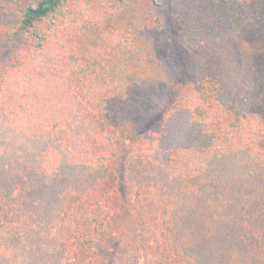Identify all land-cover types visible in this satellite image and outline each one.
<instances>
[{
	"label": "trees",
	"instance_id": "1",
	"mask_svg": "<svg viewBox=\"0 0 264 264\" xmlns=\"http://www.w3.org/2000/svg\"><path fill=\"white\" fill-rule=\"evenodd\" d=\"M188 2L193 79L133 140L127 198L116 130L76 82L83 34L126 0H0V264H264L259 74L240 88L230 53L264 37V0Z\"/></svg>",
	"mask_w": 264,
	"mask_h": 264
},
{
	"label": "rangeland",
	"instance_id": "2",
	"mask_svg": "<svg viewBox=\"0 0 264 264\" xmlns=\"http://www.w3.org/2000/svg\"><path fill=\"white\" fill-rule=\"evenodd\" d=\"M9 1L11 13L31 0ZM189 16L188 0H126L120 14L88 29L81 38L76 82L116 130V165L120 189L127 198L134 187L121 171L127 166L133 140L163 117V101L168 102L193 79L189 71L198 54L188 50L179 36ZM258 30L264 34V24ZM232 48L236 81L243 88L246 74L257 72L250 96L264 107V37L252 31ZM175 67L181 70L175 72L180 78L172 81L168 73Z\"/></svg>",
	"mask_w": 264,
	"mask_h": 264
}]
</instances>
